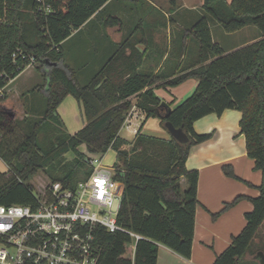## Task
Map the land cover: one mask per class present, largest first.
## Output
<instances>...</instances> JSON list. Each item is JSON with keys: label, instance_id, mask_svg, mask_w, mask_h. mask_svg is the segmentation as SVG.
Segmentation results:
<instances>
[{"label": "trees", "instance_id": "1", "mask_svg": "<svg viewBox=\"0 0 264 264\" xmlns=\"http://www.w3.org/2000/svg\"><path fill=\"white\" fill-rule=\"evenodd\" d=\"M107 1L0 0V155L15 162L8 171L0 172V203H31L34 197L28 182L30 177L38 171L50 172L67 152L73 153L77 161L83 160L81 145L88 152L101 155L111 148L116 152L113 165L121 169L118 177L124 185L117 222L143 238L134 244L132 237L124 232L97 227L94 245L100 251L98 264H156L158 243L189 258L198 204V171L188 169L185 161L193 145L214 134L195 132L193 123L210 113L220 115L225 109H236L241 112L239 133L245 137L247 155L254 160V169L262 173L256 186L260 193L253 198L238 195L225 203L222 211L248 198L253 209L245 214V227L232 236L230 245L212 264H241L264 221V0H203L202 15L182 30L176 66L180 63L181 67L187 60L190 36L198 42L196 58L167 81L169 85H177L195 78L197 85L167 116L159 110L160 99L147 88L154 80L151 75L135 72L124 78L110 77L121 54L110 58L105 68L85 85L78 82L74 70L65 63L61 43ZM164 21L166 25L171 18L167 16ZM210 21L219 24L225 32L252 24L260 31L261 38L225 53L212 40ZM104 25H121V20L109 15ZM170 55L173 56L171 51L167 61ZM30 57L45 77L44 84L33 88L44 97L45 111L40 119L33 117L37 120L25 132L2 106L5 98L2 89L25 69ZM44 59L55 64H45ZM67 94L82 104L87 122L73 134L65 132L63 140L49 151H42L38 129L48 120H57L64 127L57 106ZM134 94L138 96L135 104L145 119L157 117L163 125L170 121L183 129L189 141L182 144L172 136L164 139L146 135L140 133L142 126L132 141L121 138L118 131L132 105L128 97ZM18 126L22 129L18 144L5 148L4 140L7 135L15 134ZM123 144L131 147L125 149ZM223 171L238 178L231 165H224ZM51 180L70 183L66 176H52ZM212 215L215 217L217 213Z\"/></svg>", "mask_w": 264, "mask_h": 264}, {"label": "crops", "instance_id": "2", "mask_svg": "<svg viewBox=\"0 0 264 264\" xmlns=\"http://www.w3.org/2000/svg\"><path fill=\"white\" fill-rule=\"evenodd\" d=\"M177 1L170 0V3H167V0H108L100 10L78 29L73 30L61 43L65 63L74 70L78 82L85 85L95 74L105 68L110 58L113 59L117 54H121L113 65L110 77L124 78L135 72L149 74L154 80L147 88H151L160 101L164 100L171 108H174L186 97L173 105L159 92L165 94L164 89L166 90L169 86L167 81L182 72L180 63L176 66L178 59L175 55L183 35L181 30H176V25L180 22L193 24L190 16L180 13L182 9L192 11L197 7L200 8L203 3V0ZM227 1L231 2V0ZM167 6L170 10L168 14L164 10ZM109 15L119 17L121 25H104V20ZM173 15L177 16L174 18ZM167 16L171 18V22L165 25L164 19ZM216 26L217 37L211 26L212 40L220 45V38L241 32L249 25L235 32H225L219 24ZM253 31V35L248 34L234 45L226 49L222 47L225 53L260 39L261 33ZM166 45L169 46L173 55H170L168 61L166 51H164ZM181 58L183 55L179 62ZM29 68L32 66L25 67L2 89L5 94L2 106L12 114L10 115L13 119H16L14 111L21 114V119L40 116L45 111L44 97L40 92L33 90L43 81L41 73L36 71L40 74L42 81L39 80L34 86H27L22 78ZM71 97L76 102H73ZM137 98V94L128 97L133 101L129 110L130 115L128 116V113L125 117L118 135L125 140L132 141L137 130L142 126L140 133L164 139L170 138L171 135L159 118L145 119V114L135 104ZM64 101L73 106L75 103L78 116L82 120L78 127L81 129L87 122L82 104L71 94L63 98L57 106V114L64 127L65 122L62 116L69 112V109L64 106ZM240 118L239 110L225 109L220 115L210 113L194 121L195 132L213 131L214 134L210 139L193 145L185 161L188 169L198 171V204L195 210L191 255L185 258L169 247L158 243L156 264H212L216 256L230 245L232 236L240 233L245 227V214L253 209L250 199H241L235 205L222 211L225 203L232 201L238 195L253 198L260 193L256 186L261 182L262 173L254 169V160L247 155L245 137L239 133ZM124 127L129 133L128 137L121 135V129ZM81 146L85 148L84 145ZM224 165H231L238 178L227 176L223 171ZM184 186L182 185V188ZM216 213L217 215L213 217L212 214ZM263 225L264 221L259 231Z\"/></svg>", "mask_w": 264, "mask_h": 264}, {"label": "built area", "instance_id": "3", "mask_svg": "<svg viewBox=\"0 0 264 264\" xmlns=\"http://www.w3.org/2000/svg\"><path fill=\"white\" fill-rule=\"evenodd\" d=\"M33 63L30 57L26 67ZM102 156L85 152L87 175L74 184L50 180L36 192L31 185V203H0V264H98L97 227L124 232L134 244L143 238L118 224L122 172Z\"/></svg>", "mask_w": 264, "mask_h": 264}, {"label": "rangeland", "instance_id": "4", "mask_svg": "<svg viewBox=\"0 0 264 264\" xmlns=\"http://www.w3.org/2000/svg\"><path fill=\"white\" fill-rule=\"evenodd\" d=\"M176 2H178V1L176 0ZM167 3H170V0H167ZM164 10L167 14H168V12H170V10H168V6L165 7ZM180 14H182V15L185 14L187 16H190L192 19V22L194 23L202 15V8L197 7L195 9H193L192 11L182 9ZM154 15H156V13H154ZM173 16L175 18L177 15H173ZM166 25H168V22H166ZM169 25L172 26V24H169ZM191 25H192V23L183 24L180 22V23H178V25H176V30L182 31L183 29L190 27ZM210 25L212 26L213 30H215L214 35H215V37H217V31H216L217 23H215L214 21H210ZM253 30H255L256 33H260V31L257 29V27H255L254 25L251 24L241 32H236V33L226 35L225 37L220 38V46L226 49V48L234 45L235 43L241 41L242 39H244L248 34L253 35L252 34L254 32ZM197 44H198V42L195 39V37L190 36L189 41L187 43V48H186L188 57H187V60L183 61V63L181 64V68L183 70L187 66H189L190 63L196 58ZM167 47H168V49H167ZM164 51H166V55H168L171 50L169 49V46L166 45V48L164 49ZM194 51H196V52H194ZM36 65H38V64L33 65L32 68H29L23 74L22 78L25 80V83L27 84V86H29V85L34 86L35 84H37V82H39V80L42 81V79H40V77H41L39 74L40 72L38 70H36V68H35ZM36 71L39 73H37ZM38 74H39V77H38ZM42 77H43V81L41 84H44L45 77L44 76H42ZM196 85H197V79L187 78L184 81H182L180 84L167 86L166 90L164 89L165 94H162L161 92H159V94L161 96H163L164 99H166L170 103H173V105H176L182 99H184L185 97L190 95L192 93V91H194ZM72 100H73V102H76V101H74L73 98H72ZM65 101H64V106H65V108L67 107L69 109V112L65 113L62 116L64 119V122H65V127H60L57 120H54V121L48 120V122H44L43 125L38 129V142H39V145H40L42 151L47 152L51 148H53L54 146L58 145L59 142H61L63 140L66 133H73L74 131H77L79 129L78 127H80L79 125H81V123H82L81 118L78 116L79 113L76 109L75 103H74V106H75L74 107L73 104L70 105L67 102L65 103ZM132 102L133 101H131V103ZM129 110L127 111L125 117L130 112ZM14 113H15L14 116L16 117L15 120L19 122L21 128L25 132H29L30 126L32 125V123L35 120L41 118L39 116H36V118L39 117L37 119L24 117L25 119L22 120L23 118L21 119V116H20L21 114H18L15 111H14ZM28 122H29V124H28ZM22 129H20V127L18 126L17 132L15 134L7 135L6 139L3 142V144L6 143L5 148L10 147V144L11 145L18 144V142H19L18 140L21 138V135H22V133H21ZM121 135L125 136V137L129 136V133L127 132L125 127L123 129H121ZM122 147L129 150V148L131 146H129L128 144H123ZM79 150L82 151L84 154H85V152H88L87 149L82 147V146L79 147ZM115 160H116V152H115V150H113L111 148H109L102 156V162L106 165L114 164ZM14 165H15L14 160L9 161L3 155H0V172H6L10 168H12ZM54 166L55 167H52L50 169V172H48V173L44 172V171H38L37 173H35L34 175H32L30 177L28 182L33 186V190L35 192L37 190H41L42 186L46 182L50 181L52 176H59V177L66 176L67 179L69 180V182L71 184H74L77 181L86 177V175H87V165L83 162V160L77 161L74 154L71 152H67V153L63 154L61 156V158L55 162ZM49 173H51V174H49ZM181 183H182V185H185L184 179H182ZM258 251L264 252V225H263L262 229L258 232V235L254 239L253 243L251 244L248 252L244 255V258L242 259L241 264H260L259 261H257L255 259V255Z\"/></svg>", "mask_w": 264, "mask_h": 264}, {"label": "water", "instance_id": "5", "mask_svg": "<svg viewBox=\"0 0 264 264\" xmlns=\"http://www.w3.org/2000/svg\"><path fill=\"white\" fill-rule=\"evenodd\" d=\"M43 62L48 65L55 64V62H51L48 59H44ZM159 110L163 111V116H167L171 112V107L167 102L161 101L159 104ZM164 126L169 134L179 143L183 144L189 141L188 135L183 131L181 127H175L170 121H165ZM255 259L259 261L260 264H264V252L258 251L255 255Z\"/></svg>", "mask_w": 264, "mask_h": 264}]
</instances>
